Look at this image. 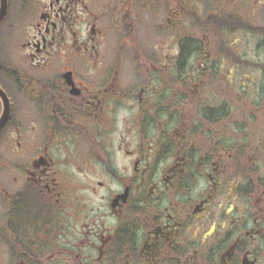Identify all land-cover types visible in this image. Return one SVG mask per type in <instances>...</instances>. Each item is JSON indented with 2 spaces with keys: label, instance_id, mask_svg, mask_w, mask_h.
Listing matches in <instances>:
<instances>
[{
  "label": "flooded vegetation",
  "instance_id": "flooded-vegetation-1",
  "mask_svg": "<svg viewBox=\"0 0 264 264\" xmlns=\"http://www.w3.org/2000/svg\"><path fill=\"white\" fill-rule=\"evenodd\" d=\"M112 1L41 0L7 68L42 121L13 126L31 157L2 190L10 264H264V0H120L118 36Z\"/></svg>",
  "mask_w": 264,
  "mask_h": 264
},
{
  "label": "rangeland",
  "instance_id": "rangeland-1",
  "mask_svg": "<svg viewBox=\"0 0 264 264\" xmlns=\"http://www.w3.org/2000/svg\"><path fill=\"white\" fill-rule=\"evenodd\" d=\"M135 1V0H134ZM133 1V2H134ZM114 6H111L107 9V16L109 17V22L111 24L110 30L112 31L111 36L117 35L119 33L118 24L121 23L122 11L118 13L116 16H111V12L113 11L115 4L120 3V0L112 1ZM103 2H98L96 6L99 9L104 10V6H102ZM140 1L137 0L136 4H139ZM15 4V16L16 19L10 20L0 29V62L2 67L0 68V83L3 84L5 90L8 89L11 91V95H13L14 100V111L13 117L7 127L0 133V214L4 212V197L2 194V190H11L14 191L16 189H20L24 184L23 172L21 166L31 157V150L20 148V151L17 152L15 148L17 147L16 139H13V126L21 125V126H30V125H41L42 121L35 114L29 113L30 104L28 103V98L24 95L20 94V91L14 81L7 77L9 73L7 68L12 67V69H20L22 67L25 68V65L22 64L20 60L23 51L21 47L22 41L27 40L30 34L35 33V26L33 25L39 20L40 12L45 10L43 2L41 0H14ZM119 6V5H118ZM135 12L137 10L138 13L141 14L144 20L149 19L147 22L139 24V28H144V37L150 33L152 37V30L154 29V22L156 20V16L154 17V6L152 2H144L140 4L137 8V5L134 7ZM167 11V7L165 9ZM136 12V13H137ZM134 13V12H128ZM14 15V13H13ZM130 15H128L129 18ZM160 17V16H159ZM165 13L161 14V19L159 18L160 23L165 22L164 19ZM79 24V23H78ZM80 25V24H79ZM195 23L193 22V26H189V30L195 29ZM77 29L80 28L77 26ZM229 28H226L228 30ZM117 32V33H116ZM85 28L84 30L80 29L79 34L86 35ZM163 35V34H162ZM231 35V40L233 39ZM165 37H168V32H165ZM85 39L84 37L81 38ZM247 38H244L242 42L243 50H250L248 47V42H245ZM18 57V58H17ZM22 65H21V64ZM24 63V61H23ZM21 65V66H20ZM20 66V67H19ZM5 67V68H3ZM21 69V70H22ZM20 70V71H21ZM15 71V70H13ZM13 73V72H11ZM248 82V80L246 81ZM7 88V89H6ZM232 94L229 88L225 86H219L216 90L218 94H211L207 97L208 105H218L222 103V99L225 97V93ZM220 98V102H216V99ZM226 99L230 100V97H226ZM199 109L198 101L194 99L191 102V106L189 108ZM35 110V107H34ZM2 112V102L0 100V115ZM24 141V140H23ZM69 168V166H68ZM0 264H10V257L7 254V246L6 243L0 241Z\"/></svg>",
  "mask_w": 264,
  "mask_h": 264
},
{
  "label": "water",
  "instance_id": "water-1",
  "mask_svg": "<svg viewBox=\"0 0 264 264\" xmlns=\"http://www.w3.org/2000/svg\"><path fill=\"white\" fill-rule=\"evenodd\" d=\"M8 0H2L0 9V23L7 11ZM0 100L2 102V112L0 115V132L8 123L12 113V102L6 90L0 85Z\"/></svg>",
  "mask_w": 264,
  "mask_h": 264
}]
</instances>
